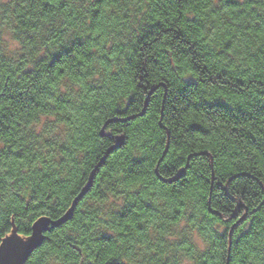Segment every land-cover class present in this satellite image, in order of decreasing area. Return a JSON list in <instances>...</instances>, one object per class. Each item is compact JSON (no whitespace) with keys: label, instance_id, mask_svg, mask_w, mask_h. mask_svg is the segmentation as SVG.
<instances>
[{"label":"trees","instance_id":"1","mask_svg":"<svg viewBox=\"0 0 264 264\" xmlns=\"http://www.w3.org/2000/svg\"><path fill=\"white\" fill-rule=\"evenodd\" d=\"M109 4L115 5L114 11L110 10ZM96 7L88 0H56L50 7L44 0H0V26L5 32L17 29L24 40V51L20 54L22 65L14 67L10 60L0 65V72L6 73L0 81L7 97L3 103L8 105L0 109V142L12 149L0 155V169L8 170L9 174L3 178L17 190L14 210L19 211L25 206V200L18 198L20 193L28 199L35 192L36 199L56 198L55 216L60 217L69 210L74 198L93 175L89 191L77 201L71 218L59 227H51L47 239L41 241L25 264H36L33 257L45 248L49 255L40 264H76L75 247L79 241L73 233L82 226L81 221L107 212L102 197L93 199L95 191L108 177L115 176L116 170H126L133 160L139 162V167L130 180L143 181L144 186L138 197L129 200L136 212L133 223L126 226L121 221L119 225L125 229L119 239L131 242V249L124 257L125 264H159L158 257L165 252L176 253V264H227L228 255V264H264V151L259 147L264 143V113L257 112L245 119L236 108L220 114L193 110L191 118L183 119V124H176L175 128L169 121L162 124L157 118V112L166 104V99L164 104L162 100L164 95L167 96V82H161L157 63L149 56L156 47V39L171 38L182 60L191 57L192 65L185 69L190 72L208 69L207 61L213 60L211 53L219 50V37L213 43L209 36L207 45L196 44L193 40L204 31L194 23L200 18L202 5L196 7L194 0H108L107 4L100 5L98 12ZM250 8L248 3H244L243 10L239 3L231 5L237 13L232 15V21H240L243 26L246 21L259 19L258 14L264 11L260 3L256 4L257 14ZM150 23L156 27L143 41L138 40ZM189 23L195 28L191 35H188L190 29L186 28ZM228 30L232 31L231 26ZM235 31L239 33L241 29ZM73 32L84 40L83 48L62 53L64 45L61 41ZM181 32L187 40L178 35ZM255 33L264 37L261 29H255ZM129 38L136 41L138 56L118 76H112L111 71L118 70L127 61L125 43ZM259 43L257 39L256 44ZM256 44L252 47L256 48ZM84 48L93 53L86 63H94L90 76L96 83L78 94L65 91L61 83L59 92L63 99L57 101L55 113L48 115L62 118L41 136L30 135L40 122L29 119L21 124L16 118L22 113L30 116L36 111L43 119L41 103L52 100L53 96L41 94L34 97V103L26 106L15 97L31 90H18L15 85L19 78L14 80L13 76L19 73L24 82H29L32 72H28V66L35 64L40 55H45L46 60L35 65L33 72H42L41 78L55 74L57 81H63L71 74L75 88L85 78L79 76L83 69L72 64L70 57L73 53L80 57ZM250 56L247 63L251 70H244L242 65L243 77H229L225 83L223 75H208L201 86L214 92L230 89L236 94L234 99L240 92H246L249 105L258 106L264 100V55L256 51ZM62 66L63 72L60 71ZM216 70L227 73V69ZM48 83L52 84V81ZM147 94L145 113L129 118L142 110ZM110 119L114 120L106 124L102 136L100 129ZM28 123L33 124L32 130L28 129ZM57 129L60 131L55 145L44 142L47 133ZM68 132L70 138L66 137ZM120 136L123 143L116 146ZM61 141H64L62 145ZM167 141L168 149L160 160L158 157L162 156L161 150L165 149ZM129 149L144 155L129 158ZM15 150H19V154ZM45 156L52 163L60 158L52 176L34 171ZM103 157L101 165L94 171ZM186 163L184 175L173 180L181 165ZM12 210L13 204H9L7 215H12ZM28 211H35L36 216L48 212L43 207H29ZM241 213H246L244 218ZM188 218L198 219L206 229L207 247L202 253L199 249L185 252L179 243L172 242L178 235L173 228ZM65 229L67 231H62ZM57 253L60 254L58 259L55 258ZM108 264H119V261Z\"/></svg>","mask_w":264,"mask_h":264},{"label":"snow or ice","instance_id":"2","mask_svg":"<svg viewBox=\"0 0 264 264\" xmlns=\"http://www.w3.org/2000/svg\"><path fill=\"white\" fill-rule=\"evenodd\" d=\"M44 2L46 6L50 7L56 0H44ZM79 2H85V0H79ZM88 2L95 4L97 6L96 11L98 12L100 5L107 4L108 0H88ZM238 3L241 4L242 10L244 3L250 4V11L253 14H257V3H260L264 7V0H243V2L242 0H194L196 7H201L202 5L199 14L200 18L195 20L194 23L204 29L200 36L193 37L195 43L207 45L209 43V36H211L213 43L217 37L221 40L219 50L211 53L213 60L207 61L210 64L208 69H204L201 72L186 71V67L192 65L191 57L182 60L178 48L171 43V38H165L163 41L158 38L156 39V47L149 53V56L154 57L157 63V71L160 73L161 82H167L165 85L167 92V96L165 97L166 104L157 112V118L162 124L164 121H169L173 128L176 127V124L182 125L183 119L191 118L193 110L209 114H220L224 110L232 111L233 108H236L240 117L245 119L250 118L257 112L264 113V100H261L258 106H250L246 92H240L239 97L234 99L236 94L232 93L230 89H225L223 92H214L201 86L208 75H223L225 83L229 77H243L242 65L244 70H251V65L247 63V60L251 58L250 53L261 51L262 55H264V37H259L255 33V29L264 31V27H262L264 25V11L258 14L259 19L253 18L250 22L246 21L241 26L240 21H232V15H236L237 13L231 9V5ZM108 6L110 10L114 11V4H109ZM41 15H43L42 12ZM229 26H231L232 31L228 30ZM145 27L147 30L143 35L137 37L140 41H143L144 37L148 36L156 26L150 23ZM186 28L190 29L188 35H191L195 31L192 23L186 25ZM237 28L241 29L239 33L235 31ZM178 35L187 40V36H184L183 32L178 33ZM245 36L247 39H244ZM85 38H87V34H85ZM44 39H47V37H44ZM257 39L260 41L259 44H256ZM61 43L64 45L62 53H69L74 48H83L84 40L80 39L73 32L64 36ZM253 44H256V48L252 47ZM166 45L167 48L165 47ZM194 46H190L189 51H192V47ZM136 47V41H132L130 38L126 41L127 61L121 64L118 70H112V76H118L126 67L134 63V58L138 56V53L135 51ZM23 51L24 40L19 31L13 29L12 31L5 32L3 27L0 26V65L6 60H10L14 64V67H20L23 63L20 54ZM90 55H93V53L84 48L81 51L80 57H77L75 53L70 57L72 64H76L83 69V71H80L79 76L85 78L81 79L75 88L72 87V83L75 81L71 79V74L63 81H57L55 74L41 78L43 76L42 72H33L35 65L39 64L42 60H46L45 55H40L39 59L35 60V64L28 66V72H32L29 82H24L23 78L19 77V73L13 76L14 80L19 78V82L15 85L18 90L21 92H24L26 89L31 90L22 96L15 97L16 100L26 106L34 103V97L41 94L53 96L52 100L41 103V111L44 112L43 119H41L40 113L36 111H33L30 116L28 113H22L20 117L16 118V121L21 124L27 123L29 119L34 122H40V126L34 130H32V123L27 124L28 129L32 130L29 133L30 135L41 136V133L54 125L57 119L62 118L55 114L51 117L48 115L49 112L55 113L57 101L63 99L62 94L59 92L61 83L64 84L65 91L77 94L86 90V87L93 86L96 83L90 76V72L95 65L91 62L86 63ZM217 68L227 69V73L218 72ZM60 71H64L63 66ZM27 74L26 72L25 75ZM5 75L6 73L0 72V81L4 80ZM49 80L52 81V84L48 83ZM4 92V87L0 85V109L8 106L3 103L7 100ZM83 98L81 97V99ZM45 108L47 109L46 111ZM172 121L176 123L172 124ZM59 131L57 129L55 132H48L47 136L44 137V142L55 145ZM66 137L70 138L71 133H66ZM63 143L64 141H61V145ZM72 147L75 148V145ZM259 147L261 151H264V143L259 145ZM8 151H12L10 146L0 142V155L6 154ZM15 151L19 154V150ZM161 151L164 150L162 149ZM128 155L130 158L134 155H144V153H132L129 149ZM61 157H63V153ZM158 159L163 160V157H158ZM59 160L60 158L58 157L55 163H58ZM55 163H52L45 156L41 164L35 166L34 171L42 172L44 176H52ZM165 163H170V161H166ZM138 167L139 162L133 160L126 170H116V175L108 177L107 181L99 185L95 191L93 199L102 197V205L106 208L107 212L106 214L92 215L88 220L81 221L82 226L73 233L79 241L75 247V255L78 257L76 264H108V262H114L115 260H118L119 264H125L124 257L131 249V242L126 243L125 240L119 239L125 232V229L119 225L121 221L126 226L132 224V217L136 216L134 207L129 203V200L138 197L140 195L139 190L144 186L143 181L135 183L130 180V177L138 170ZM105 171L107 172V170ZM7 174H9L7 169H0V234H2L0 235V255L6 252L15 253L20 256L21 264H23L39 248L41 241L47 239V232L51 231L47 221H50L52 218L59 219V217L55 216L58 201L54 197H50L47 201L43 197L36 199L35 192L31 193V198L25 199V194L20 193L18 198L25 200V206L19 211H15L14 205L17 198V190L12 186L11 182H5L3 177ZM53 179L56 178L53 177ZM129 184L132 186L129 187ZM154 192L155 190H153ZM9 204H13L12 215H7ZM29 207L33 209L43 207L48 212L42 216H36L35 211H28ZM243 215L244 213H241V216ZM34 216H36V219H33ZM189 219H191V223H189ZM62 231H67V229ZM173 231L178 233V235L172 242L179 243L185 252H197L199 249V253H202L206 249V229L198 219H185L183 222L178 223L173 228ZM153 251L155 252L156 249L154 248ZM161 251L163 250L161 249ZM48 255V249L45 248L42 252L37 253L33 257V260L36 261V264H40V261ZM59 257L60 254L57 253L55 258L58 259ZM158 261L159 264H169V261L172 264H176V253L165 252L163 256L158 257Z\"/></svg>","mask_w":264,"mask_h":264},{"label":"water","instance_id":"3","mask_svg":"<svg viewBox=\"0 0 264 264\" xmlns=\"http://www.w3.org/2000/svg\"><path fill=\"white\" fill-rule=\"evenodd\" d=\"M156 88V86L154 88H152L150 91L152 92L154 89ZM147 99H148V94L146 95V98H145V101H144V105H143V108L140 112H138L137 114H134L132 116H130L129 118H134L136 116H141L145 113V110H146V106H147ZM164 100H165V95H164V98L162 100V104H164ZM163 107V105H162ZM114 119H110L108 120L100 129V134L103 136L104 135V128L106 126V124H108L110 121H113ZM123 143V137L120 136L119 138L116 139V146L117 145H121ZM168 145H169V142L167 141L166 143V147L162 153V157H164V155L166 154V151L168 149ZM110 151V149L108 150V152ZM105 157L102 158V160L98 163V165L96 166V168L94 169V171L97 169L98 166L101 165L102 161L104 160ZM161 160V159H160ZM187 168V163L181 167L177 173V175L174 177L173 180H177L179 179L181 176L184 175V172ZM92 179H93V175L90 176L88 182L82 187V189L80 190L79 194L74 198V200L72 201V204L69 208V210L63 214L62 216L59 217V219H51L50 221H47L48 224H49V227H59L60 225H62L63 223H65L67 220H69L73 214V211H74V208H75V205L77 203V201H79L90 189L91 187V184H92ZM238 206H243L242 204H238ZM246 215V213H244L243 217L244 218ZM241 218V219H242ZM240 221V220H239ZM231 229H230V232H229V244H228V249L230 250V245H231ZM6 259V263H3L4 260ZM228 261H229V255H228V259H227V264H228ZM26 260L23 262V264H25ZM0 264H21V258L20 256H18L17 254L15 253H12V252H6L4 253L3 255H0Z\"/></svg>","mask_w":264,"mask_h":264},{"label":"flooded vegetation","instance_id":"4","mask_svg":"<svg viewBox=\"0 0 264 264\" xmlns=\"http://www.w3.org/2000/svg\"><path fill=\"white\" fill-rule=\"evenodd\" d=\"M6 262H7V261H6V259H5L3 263H6Z\"/></svg>","mask_w":264,"mask_h":264},{"label":"rangeland","instance_id":"5","mask_svg":"<svg viewBox=\"0 0 264 264\" xmlns=\"http://www.w3.org/2000/svg\"><path fill=\"white\" fill-rule=\"evenodd\" d=\"M1 1L5 2V1H8V0H1Z\"/></svg>","mask_w":264,"mask_h":264}]
</instances>
